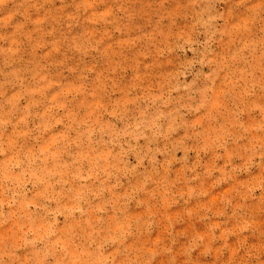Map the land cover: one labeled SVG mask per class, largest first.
<instances>
[{
    "label": "rangeland",
    "instance_id": "374dc122",
    "mask_svg": "<svg viewBox=\"0 0 264 264\" xmlns=\"http://www.w3.org/2000/svg\"><path fill=\"white\" fill-rule=\"evenodd\" d=\"M0 264H264V0H0Z\"/></svg>",
    "mask_w": 264,
    "mask_h": 264
}]
</instances>
